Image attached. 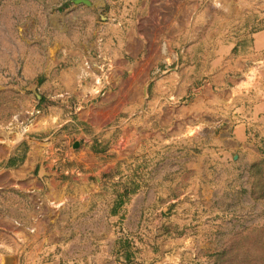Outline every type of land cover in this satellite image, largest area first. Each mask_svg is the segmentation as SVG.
Here are the masks:
<instances>
[{"label":"rangeland","instance_id":"rangeland-1","mask_svg":"<svg viewBox=\"0 0 264 264\" xmlns=\"http://www.w3.org/2000/svg\"><path fill=\"white\" fill-rule=\"evenodd\" d=\"M27 161L97 186L37 209L59 264H264V0H0V184ZM33 213L0 188V238Z\"/></svg>","mask_w":264,"mask_h":264},{"label":"crops","instance_id":"crops-1","mask_svg":"<svg viewBox=\"0 0 264 264\" xmlns=\"http://www.w3.org/2000/svg\"><path fill=\"white\" fill-rule=\"evenodd\" d=\"M41 166L56 174L45 178L40 177L38 173L34 174V171L40 170ZM2 175H6L8 181L2 182L0 188L14 189L32 198L34 213L31 224H26L17 218L14 222L18 226L9 231L6 237L0 238V264H59L54 256L46 257L44 253L48 251L50 254L60 246L61 242L56 238L55 226L48 222V219H51L49 213L42 210L38 212L37 209L48 207L58 213L71 202L82 200L83 196L90 194L97 186L89 183L87 179L76 184L60 179L54 161L48 164L27 161L15 168H8L2 172ZM44 218L47 222L38 224Z\"/></svg>","mask_w":264,"mask_h":264}]
</instances>
